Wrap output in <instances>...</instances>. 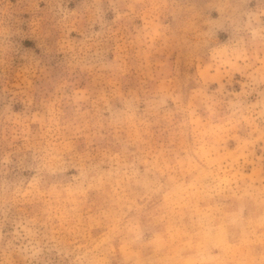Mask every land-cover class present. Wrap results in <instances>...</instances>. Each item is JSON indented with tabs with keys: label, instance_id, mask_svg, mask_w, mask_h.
<instances>
[{
	"label": "clouds",
	"instance_id": "1",
	"mask_svg": "<svg viewBox=\"0 0 264 264\" xmlns=\"http://www.w3.org/2000/svg\"><path fill=\"white\" fill-rule=\"evenodd\" d=\"M0 264H264V0H0Z\"/></svg>",
	"mask_w": 264,
	"mask_h": 264
}]
</instances>
